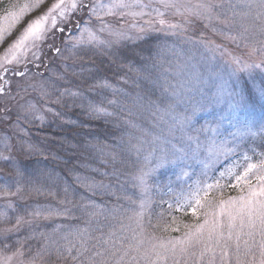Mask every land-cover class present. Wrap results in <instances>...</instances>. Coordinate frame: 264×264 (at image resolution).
<instances>
[{
  "label": "rangeland",
  "instance_id": "1",
  "mask_svg": "<svg viewBox=\"0 0 264 264\" xmlns=\"http://www.w3.org/2000/svg\"><path fill=\"white\" fill-rule=\"evenodd\" d=\"M56 2L57 0H39V2L38 0H27L19 8L0 16V61H4L9 69L18 68L20 71H25L23 62L16 64V62L13 61L11 64H7V60L12 59V55L15 51L13 46L21 38L28 24L36 21L40 17L49 15V9ZM179 2L183 5L191 7L199 3L200 0H179ZM215 3L224 5L223 9H217V11H222L227 14L230 20L228 24L220 23L215 20L209 22L208 20L200 19L195 16H189L188 13H185V16H188V18L193 22L191 24H185L183 29H178L177 35L166 36L163 33L148 32L142 39L123 40L119 43L113 44L111 47H93L85 44L80 49H73L71 47L74 39L78 38L80 35L78 34L75 38L70 37L74 35L76 31L72 25H69L63 33V39L65 38V42H67L66 48L63 49V55H65V57L68 56L67 58H69L71 56L78 55L85 56L84 54L89 55L90 53L99 54V52L104 51L116 64L115 67L118 69V74L121 73V68H128L126 71L127 74L132 77L135 76L136 78L138 75L133 72L146 70V74L150 75V72L153 71L155 73L154 78H156L155 84L159 89V92L161 91V93L163 92L167 94V97H170V106L156 112V119H151L152 126L145 128L146 123H142L139 127V129L142 128L141 134L136 135L134 140L129 143H123V149H125L126 152L130 151L133 156H136L135 166L137 165V168L135 167L136 173L134 174V177L140 175L142 172L148 173L145 177L147 184L146 188L142 189L135 178L132 179V183L134 188L143 193V195H140L141 199H143L150 206L151 202L148 196L152 186V175H156L160 167H163L167 163L162 162L159 159L162 155V148L166 147L167 149V147H170V150L167 152L163 151L166 156V160H171L173 158L172 153L174 152L177 156L182 157V159H178L176 162H183L184 164V168L182 167L178 174V180L184 182L188 178L192 177L193 170L195 169H198L201 174L207 171V177L209 178L212 177L213 173H215L216 176L219 175V171H215L213 169L205 170L202 163V161L208 159L207 149L211 140H215L216 143H220L225 140L232 142L233 137L235 136L237 138V142H240L238 139L239 136L241 139H255L264 135V133H261L260 131L261 125H264V122H262L264 110L262 111L261 109H258L255 112L252 111V114L251 108L255 109V107H251L252 103L247 100V97L245 99L243 90L235 91L232 89V86L236 85L239 80L245 79L250 83V85H252L250 90L253 92L256 90L258 96H260V100L264 99V97H261V90H264V71L258 68L246 69L244 71L239 70L244 64H252L253 62L259 63L261 60H264V54L256 52L255 54L249 55V48L246 47V41L240 37V32L242 31L240 27L241 18L239 16L233 17V10L228 7L230 3L236 4L237 0H215ZM26 5L27 7H25ZM21 9H24L22 14ZM161 10L163 11V9ZM242 10L244 9L239 6L235 9L236 12H240ZM38 11L39 13H37ZM181 11H184V9L181 8ZM11 14H16L18 19L14 20ZM51 15L56 16L58 27H64V24L62 23L64 17L58 15L57 12H53ZM67 15H72L70 10ZM77 15L79 14L77 13ZM153 18H156L155 13H153ZM84 19L87 20V16H85ZM107 19L117 29L128 30L130 35L133 37L137 35L135 29L128 28V25L133 23L131 17H108ZM146 19H148V17H144L143 19L137 18L135 22L142 24L143 20ZM166 19L172 23L184 22V17L175 15L174 10H168ZM223 19L224 17L221 16V20ZM247 22L251 23V19ZM256 25L257 28L253 29V34L248 37V43L264 40V35H261L258 30L259 21H256ZM44 27L52 30L50 17L49 20L45 22ZM96 27L98 28L99 25H96ZM101 37L106 38L107 34L102 33ZM153 37H161L162 39H159V41L162 40V45L164 42L163 40L170 38L171 41L169 42V46L171 44L172 47H175L176 49L178 47L179 51L175 53L170 50L169 52H171L172 59L176 58L175 60L179 63L172 68L168 67L166 63V60L169 58L167 50L166 52H163L162 57L158 61H152L150 58L146 57L143 58L144 54L150 53V49H152L149 48V41L150 38L152 39ZM232 37H236V39H232ZM56 38H60V34L58 32L56 34ZM192 38L197 39V42L192 41ZM201 41H204V43H201ZM37 43L41 45L44 51H47V49H49V45L51 44V37L46 42L37 41ZM56 45L61 48L63 47V43H61V41L57 42ZM256 47H260L259 43L256 44ZM32 51H36V49L33 48ZM52 53V55L58 56L54 50ZM48 57L49 56L44 57V64L40 65L39 68L35 66L40 64L39 60L28 64L27 72L30 69H33L32 72L35 73L36 78L31 76V79L27 77L23 81H19L18 79H21L22 77L15 75L14 73L12 74L11 71L4 73L0 70V76H3V79H0V85H3L5 80L8 81V77H11L12 75L16 76V82L12 85V81L11 83L8 81V84L5 86V91L0 93V153L12 157L10 162L0 160V185H4L6 183L13 185L14 181H22L19 182V186L22 188V191L17 195L7 198L0 196V214L7 213V222H5V217L0 215V241H2L0 242V255L11 256L16 248H20V250L24 253L22 256L14 258L13 264H16L17 260L22 261L23 264H29L32 260H35V264H75L68 252L64 251V249L69 245V241L75 244L76 248H79L81 244V241L77 242V239L83 238V241H87L86 245L98 241H96L94 236L88 234L91 229L93 230L95 227L96 230L98 229L97 223L95 225H91L92 227L89 228V230H87V228L90 225L87 226L85 230L86 232L80 231L77 235H74V232L72 231L69 232L68 226H66L65 222H67L66 220L68 219L67 216L69 214L71 219L73 218V212L75 206H77V202L69 190L65 188L60 190L61 192H59V194L63 196L64 199L60 200L61 203L59 205H52L55 203H51L50 206L45 203L40 206H38L39 204L35 205V203L30 205L32 197L38 195L42 196L41 193L38 194L37 189L44 191V189L49 190L50 187L48 186L49 183L47 182L46 177L40 178L30 174V170H33L31 167H34V169L37 166L41 167V163L38 164L39 162L37 161L35 164L32 163L33 165H29L21 162L18 159V156L22 155L23 157L33 158L40 155L42 158H46L48 157L46 151L52 148L50 145L61 143L59 140L60 138H58L55 143V140H52L54 139L53 136H42V128L40 129L41 124H44L45 119H49L50 115L47 113V109L41 110L40 104L37 100H34L35 98L33 96L35 94H41V77L38 73H43L45 80H47L50 76L52 77L51 82L54 83L49 82L46 85L48 93H51L53 85L56 84V80L54 79H57L58 75L52 68L56 66L57 59L54 57H51L50 59ZM28 58L29 60L32 59L30 53H28ZM234 58H239L241 64L237 65L233 63ZM21 60H23V57H21ZM144 60V70L143 68H138L137 70L136 63L139 62L140 64ZM132 63L134 64L130 66ZM130 69L132 72H130ZM53 73H55V75H53ZM191 74L194 75V79H196V81L190 80V78H192ZM205 80H208L209 82L213 81L214 83L213 97L215 106L209 108L210 110L204 109V112L208 115L209 113H212V109L216 108V110H214L216 112L213 114L218 115L219 121H216L215 123L214 121L211 123L206 122L201 125L202 129L211 128L215 129V132L203 131L202 136H199L198 133L194 132L196 129L194 130L193 128L196 124L195 122L202 114V112H197L200 110V106L193 107L190 110L186 108L183 109L181 113H178V111L175 110L174 102L175 104H177L176 102L180 100L183 102L185 97L191 95L190 91L193 84H202V82H207ZM18 85L23 86L20 87ZM10 86L12 88L11 91H9ZM228 93L242 96V105L239 109H234L229 106L230 98ZM40 96L42 98V94ZM130 96L131 95L128 96L129 98L127 97V103H130ZM246 100L250 106L246 105ZM132 101H137L136 97L132 98ZM29 105H34L35 107L33 109H29ZM249 111L250 116L247 115ZM59 116L61 118L58 122L65 124V113H62ZM154 116L155 115H153V117ZM241 116L244 124H237V121L234 118ZM37 117H43V119H37ZM223 119L228 123H222ZM181 121L183 122V126L180 123ZM245 125H247V127H245ZM248 128H251V131L256 133L255 137L248 133ZM224 129H228L229 131L227 132V135L223 136L221 139L217 135H219V131H223ZM190 136L198 137V140H189L188 138ZM6 142L8 144L7 148L5 147ZM120 145L118 147H120ZM61 148L65 149L64 146ZM121 151L122 150H118V148H116V155L121 154ZM112 153L114 152L110 150L105 152V154L109 156H111ZM185 153H187V155H185ZM249 155H251L250 152ZM233 159H235V157H233ZM133 162L134 161L131 160V164ZM221 163L227 164L228 162L223 161L222 159L216 164V168L222 170V168H220ZM117 167H119V164L117 163L116 157V172L118 171ZM17 171L22 173V175L18 176ZM106 174L107 172L105 171V175ZM102 179L103 181L99 182ZM203 179H205L204 175L201 180ZM95 183L97 187L93 189L94 191L91 190V193L88 195V197H91L89 199L90 213L93 211L97 214L104 213L105 209L110 211L108 205L109 201L107 199H95V195L93 193L95 192V189H98L100 192L103 190H110V196H112L111 198H114L115 196H113V192L110 189L111 185L107 186L103 184L107 183L105 177L101 179L98 178ZM222 183H226V181H222ZM117 187L118 186L116 185L115 198H117L120 194ZM15 190L16 185H13L12 191L15 192ZM240 195H242V193L238 187H225L223 189L222 196L219 195L218 199L227 200L229 197H239ZM141 199L138 200V198H136L134 199L135 203H129L127 206V202L120 204L118 207L120 208L119 211L122 215L120 218L121 220L116 224L102 223L99 225H105L104 229L102 227L101 233L99 232L100 235L98 238L100 242L109 240V236L113 232L116 233V237L127 236L130 238L132 236L131 229H136V224L129 221L127 217L133 215V210L139 209ZM9 202L12 203V208L7 206ZM91 205L93 208H91ZM118 207L115 205L113 208L115 209V212ZM65 208L70 211L62 215L48 214L49 209L53 211H62ZM147 209L148 208L145 209L144 219ZM36 211H40L42 214L40 216H35L34 213ZM203 211L204 210H201V220L197 223H203L205 219V216L202 214ZM18 216L23 217L24 221L27 223L19 225L18 230L8 233L7 238L5 239L2 230L4 228H12L16 224V218ZM91 217L93 218V216ZM62 220L64 222H61ZM121 223L130 225V229L128 231H121ZM197 223L192 224L191 226H194ZM136 230L139 231V229ZM65 237H67V239H65ZM139 238L145 240V246H147L148 243H167L169 240L174 241L183 239L176 237L167 240H157L145 231ZM113 239H115V237H113ZM257 239H259V237H257ZM125 243H127V241ZM5 244L8 246L7 251H4ZM96 246L97 247L94 250H99L101 248V243L100 245L96 244ZM76 248H73L71 255H76ZM61 252L63 253V256L60 255ZM38 253L39 255H37ZM84 264H87L86 259H84Z\"/></svg>",
  "mask_w": 264,
  "mask_h": 264
},
{
  "label": "snow or ice",
  "instance_id": "2",
  "mask_svg": "<svg viewBox=\"0 0 264 264\" xmlns=\"http://www.w3.org/2000/svg\"><path fill=\"white\" fill-rule=\"evenodd\" d=\"M238 6L244 10L236 12L235 9ZM228 7L233 10V17L239 16L241 18L240 27L242 31L240 37L246 41L249 55L256 52L264 54V40L247 42L248 37L253 34V29L257 28L256 21H259V33L264 35V0H237L236 4L230 3ZM181 8L184 11H181ZM223 8L224 5L215 3V0H200L199 3L191 7L181 4L179 0H57L49 9V15L29 23L21 38L13 46L15 51L12 59L7 60V64H11L13 61L16 64L23 62L25 71H20L18 68L9 69L4 61H0V70L4 73L11 71L15 75L23 77L26 75L29 63L39 60L40 64L35 65L39 68L40 65L44 64V57L50 56L53 50L58 55L62 54V48L56 45V34L57 32L60 34L61 43H64L63 33L69 25L80 31L79 37L72 42L71 47L73 49H80L85 44L93 47H111L123 40L142 39L148 32L163 33L166 36L177 35L178 29H183L185 24L193 22L188 16H185V13L209 22L215 20L228 24L230 20L227 14L217 11V9ZM69 10L72 13L71 16L67 15ZM168 10H174L175 15L184 17V22H170L166 19ZM23 11L24 9H21V14ZM53 12L64 17L62 20L64 27L57 26L56 16L51 15ZM153 13H155L156 18H153ZM11 15L14 20L18 19L16 14ZM85 16H87V20L84 19ZM221 16L224 17L223 20H221ZM49 17L52 30L44 27ZM108 17H131L133 23L129 24L128 28L135 29L137 35L133 37L128 30L117 29L108 21ZM144 17H148V19L143 20L142 24L135 22L137 18L143 19ZM249 19H251V23L247 22ZM96 25L99 27L97 28ZM102 33H106L107 37L102 38ZM50 37L49 50L44 51L37 41L46 42ZM232 39H236V37H232ZM257 43L260 45L259 48L256 47ZM33 48L36 51H32ZM28 53L31 54V60L28 58ZM233 63L240 65L241 61L239 58H234ZM253 68L264 71V60L259 63L244 64L239 70L244 71ZM38 75L41 77L42 97H46L49 95L46 85L51 82L52 77L50 76L45 80L43 73H38ZM59 78L61 77H57V79ZM0 79H3V76H0ZM7 84L8 81L5 80L4 84L0 85V93L5 91ZM18 86L22 87L23 85ZM98 86L101 88L112 87L107 81ZM66 91L71 96L80 95L78 92ZM63 95L62 93L61 97ZM228 96L230 98L229 106L239 109L242 105V96L233 93H228ZM261 96L264 97V90H261ZM105 100L106 98L98 102L89 101L88 114L97 118L113 115L105 106ZM53 103H61V98L58 97ZM106 103L112 105L116 101L106 100ZM34 107V105H29V109ZM48 111L53 115H60L55 109L49 108ZM37 119H43V117H37ZM180 123L183 126V122ZM197 131L215 132V129L203 128ZM260 131L264 133V125H261ZM248 133L253 137L256 136L251 128H248ZM188 139L198 140V137L190 136ZM5 147H8L7 142ZM161 151L162 155L159 159L162 162L175 163L176 160L182 159L174 152L172 153L173 158L166 160L163 150ZM207 151L208 159L202 161L203 167L205 170L219 171V175H213L209 178L207 171H205L203 173L205 179L197 180L194 186L189 187L188 193L177 196L173 202L168 204L167 211L169 214L190 210L193 216L199 218L201 210H204L202 213L205 216L203 223L186 226L188 231L184 234L183 239L169 240L167 243H148L145 246V240L139 237L144 232L145 209L149 208L150 205L141 199L139 209L133 210V215L127 217L129 221L136 224V229H139V231L131 229L132 236L130 238L127 236L116 237V233L113 232L110 234L109 240L100 242L101 248L99 250H94L96 245H92L91 248L85 247L86 241L82 240L79 248H76L75 244L69 241V245L64 251L68 252L75 264H84V259L87 260V264H264V151L258 153L255 148L246 149L242 143L237 142L235 136L232 142L225 140L216 143L215 140H211ZM222 159L228 163H221L220 168L222 170H220L216 168V164ZM0 160L10 162L12 157L0 153ZM17 175H22V173L17 171ZM147 175L148 173L142 172L135 177L142 189L147 187L145 179ZM208 179H211L212 182L208 183ZM222 181H226V183H222ZM83 184L89 190L97 187L95 183H90L86 179ZM12 187V184L7 183L0 185V196L7 198L22 191L19 181H16L15 192L12 191ZM225 187H238L242 195L229 197L227 200H216L213 194L222 196ZM37 191L39 190L37 189ZM7 206L13 207L11 202ZM69 211L67 208L62 211L49 209L48 214L62 215ZM41 214L40 211L34 213L35 216ZM96 214L94 211L89 213L91 216ZM0 215L4 216L5 222H7V213ZM155 215L159 224L164 219V210L155 213ZM151 216L152 211L149 212L148 226L155 227L152 225ZM174 220L175 217H173ZM22 223L27 222L24 221L23 217L18 216L16 224L12 228H4L2 233L5 239L8 233L17 231L18 226ZM129 229L130 225L120 224L121 231H128ZM126 241L127 243H125ZM73 248H76V255L74 256L71 255ZM7 250L8 246L5 244L4 251ZM23 254L20 248H16L11 256L0 255V264H13L14 258ZM60 255L63 256V253L61 252ZM16 264H23V262L17 260ZM29 264H35V260L30 261Z\"/></svg>",
  "mask_w": 264,
  "mask_h": 264
},
{
  "label": "trees",
  "instance_id": "3",
  "mask_svg": "<svg viewBox=\"0 0 264 264\" xmlns=\"http://www.w3.org/2000/svg\"><path fill=\"white\" fill-rule=\"evenodd\" d=\"M26 1L27 0H0V16L19 8ZM37 13H39V11ZM78 34H80V31L76 30L75 34L70 37L75 38ZM159 39L162 38H150L149 48L152 49H150V53H145L146 55L144 54L143 58L146 57L150 58L152 61H158L162 57L163 52H166L167 50L169 58L167 57L168 59L165 60L168 67L172 68L179 62L175 60L176 58L172 59L171 52L176 53L179 51V48L177 47L176 49L175 47H172L171 44L169 46V42L171 41L170 38L163 40V45L161 43L162 40L159 41ZM196 40L197 39L192 38V41L197 42ZM60 41V38H56V44ZM66 45L67 42H65L64 38L62 54L56 56L52 55L53 53L51 52V55L48 57L50 59L51 57L57 59L56 66L52 69H54L58 77H61L62 79H54L56 80V84L53 85L51 93L49 92L48 96L41 98V94L33 95L35 98L34 100H37L40 104L41 110H48L49 108H52L55 109L56 112L60 113V115L65 113V124H63L58 122L61 118L59 115L56 116L47 111L50 118L45 119L44 124H41L40 127V129L42 128V136H53L54 139L52 140H55V143L57 139L60 138L59 140L61 143L51 144L50 146L52 148L46 151L48 155L46 158H42L40 155L33 158H27L19 155L18 159L29 165H33L37 161L39 162L38 164L41 163L42 168L37 166L38 169L35 167V170L34 167H31L33 170H30V174L40 178L46 177L47 182L49 183L48 186L50 189L37 191L38 194L41 193L42 196L38 195L32 197L30 200L31 203L29 202L30 205L34 203L35 205L39 204L38 206L42 204L44 205V203L49 204V206L51 203H55L52 205H59L61 203L60 200L64 199L59 192H61L60 190H62V188H65L72 193L77 202V206H75L73 212V218L71 219L69 214L67 216V222H65L66 226H68L69 232L72 231L74 232V235H77L80 231L86 232L85 230L87 226L90 225L87 228V230H89V228L92 227L91 225H95L97 223L98 229L96 230L95 227V229H91L88 234L94 236L96 241H98L91 244L89 243L88 245H86L87 241L85 243V246L91 248L92 245H100L98 236L102 231V227L104 229L105 225H99L102 223L116 224L119 222L121 220L120 218L122 213H120V208L118 206H120L123 202H127V206V204L134 202V199L136 198L140 200V195H143L140 190L134 188L132 183V179L135 178L134 174L136 173V156H133L130 151L126 152V150L123 149V143H129L134 140L136 135L141 134L142 128L139 129V127L142 123H146L145 128L152 126L151 119L153 118V120H155L156 112L170 106L169 104L171 99L169 96H166L167 94L163 92L161 93V91L159 92V89L155 84V73L151 71L150 75L146 74L147 72L144 70L145 65L143 64L145 63V60L140 64L139 62H135L137 70L138 68H143L144 70L141 72H133L138 75L136 78L135 76L132 77L127 74L126 71L128 68H121V73L118 74V69L115 67L116 64L104 51L99 52V54L90 53L89 55L84 54L85 56L78 55L67 58V55V57L63 55V49L66 48ZM48 50L49 49H47V51ZM170 50L171 52H169ZM133 64L134 63L130 66ZM131 69L130 72H132ZM32 71L33 69H30L26 72L25 76L18 80L23 81L27 77L31 79V76L36 78L35 73ZM191 76L192 78H190V80L196 81V79H194V75L191 74ZM15 77V75L8 77V81H10V83L12 81V85L16 82ZM104 81H107L112 85V87H99L98 85ZM205 81L207 82H202V84H193L190 91L191 95L185 97L183 102L182 100L176 102L177 104L174 102L175 110L178 111V113H181V111L186 108L190 110L193 107L200 106V110L197 112H202V114L195 122L196 124L194 128L192 127L194 130L196 129L194 132L198 133L199 136H202L203 132L197 131L202 129L201 125L206 122L211 123L214 121L215 123L216 121H219L218 115L213 114L216 112L214 111L216 108L212 109V113H209L208 115L204 112V109L210 110L209 108L215 106L213 97L214 83L213 81ZM251 88L252 85H250V83L245 79L239 80L236 85L232 86V89L235 91L243 90L245 99L247 97V100L252 103L251 107H255V109L251 108V112H255L258 109L263 111L264 99L260 100V96H258L257 91L255 90V92H253L250 90ZM11 90L12 88L10 86L9 91ZM66 90H70L74 93L78 92L80 95L71 96ZM62 93L64 95L61 97ZM129 95H131L130 103H127L126 100ZM58 97L61 98V103H53V101L57 100ZM135 97L137 101L133 102L132 98ZM105 98L106 100L116 101L115 104L108 105L105 100V106L109 112L113 113V115L99 118L90 116L87 111L89 101L98 102ZM246 105L250 106L248 102ZM153 115L155 116L153 117ZM247 115L250 116V111ZM234 119L237 121V124H244L242 116ZM223 122L228 123L226 120L224 121V119L222 120V123ZM262 122H264V116L262 118ZM228 131V129L219 131V135L217 136L222 139L223 136L227 135ZM238 139L246 149L256 147L257 152L264 151V135L255 139H241L239 136ZM119 145L120 147H118ZM63 146L65 149L61 148ZM116 148H118V150H122L121 154L116 155ZM107 150L114 153H112L111 156L106 155L105 152ZM162 150L167 152L170 150V147H167V149L164 147ZM116 157L117 163L119 164L117 172L115 168ZM131 160L134 161L132 164ZM182 167L184 168L183 162H176V164L167 162L166 165L160 167L156 175H152V186L148 196L150 198L151 206L147 209L144 219V231L157 240H167L176 237L184 238V234L188 231V227L186 226H191L201 220V215L197 218L192 215L190 210L172 212L171 214L167 211L169 203L173 202L177 196L188 193L189 187L194 186L197 180H201L203 178V174H201L198 169H195L193 170L192 177L188 178L184 182L179 181L178 174ZM105 171L107 172L106 175ZM213 174L215 175V173ZM104 177L107 183L103 184L107 186L111 185L110 189L113 192V196L116 197V185L118 186L117 188L119 189L120 194L117 198H111L112 196H110V190H103L100 192L98 189H95V192L93 193L95 195V199H107L109 201L108 205L110 211L105 209L104 213L96 214L92 218L89 215V199L91 197H88L91 190L83 184V181L86 179L90 183H95L98 178L101 179ZM208 180L209 181L207 182H212L211 179ZM102 181L103 179L99 182ZM19 182L22 181L20 180ZM13 185H16V181L13 182ZM92 191L94 190L92 189ZM213 195L215 199L218 200L219 195L215 193ZM115 205L118 207L116 208V212L115 209H113ZM91 208H93L92 205ZM161 210H164V219L158 224L155 213H159ZM150 211H152V225L155 227L148 226ZM173 217H175L174 221ZM61 222L64 221L62 220ZM82 240L83 238L77 239V242Z\"/></svg>",
  "mask_w": 264,
  "mask_h": 264
}]
</instances>
